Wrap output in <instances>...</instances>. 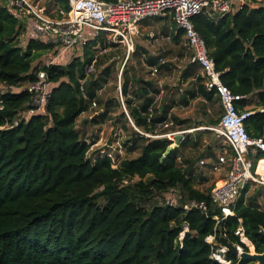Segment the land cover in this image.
<instances>
[{"label": "trees", "instance_id": "16d2710c", "mask_svg": "<svg viewBox=\"0 0 264 264\" xmlns=\"http://www.w3.org/2000/svg\"><path fill=\"white\" fill-rule=\"evenodd\" d=\"M54 1L70 10L67 0ZM256 3L247 0L242 9L216 21L205 12L191 21L221 72V81L244 96L235 102L237 109L253 111L243 121L248 135L264 140V3ZM29 21L0 3V83L7 86L0 92V264H219L210 257L205 238L215 234L218 242L225 235L240 244L234 234L240 225L254 250L264 253L260 232L264 207L255 195L247 196L249 184L234 206V215L215 224L213 216L219 210L211 204L214 185L196 188L190 169L179 163L180 146L167 152L171 140L152 136L169 118L166 110L154 114L159 89L138 72L124 71L121 93L132 123L125 113L122 116L136 131H143L136 132V139L128 144L129 152L139 150V154L117 164L105 155L88 157L90 143L81 137L76 120L90 109L109 73L106 66L100 75L92 73L89 78L86 68L100 64L99 46L105 50L122 44L108 45L101 36L79 46L82 52L65 64L42 63L56 52L55 45L24 38ZM181 36L178 30L172 40L179 42ZM130 57L138 64L158 65L159 73L166 70L163 57L137 43ZM182 68L180 80L201 81L193 92L196 96L207 101L216 97L205 89L196 64L187 62ZM40 70L51 83L44 112L23 115L32 97L26 85L36 80ZM111 103V99L105 102L107 111ZM218 121L212 119L209 125ZM168 127L162 126L165 133ZM254 161L264 181V151H258ZM135 176L138 180L132 182ZM178 188L181 200L207 203L208 215L156 202L143 205ZM184 225L188 230L180 238ZM226 257L230 264H252L239 262L229 251Z\"/></svg>", "mask_w": 264, "mask_h": 264}, {"label": "built area", "instance_id": "2783aa9c", "mask_svg": "<svg viewBox=\"0 0 264 264\" xmlns=\"http://www.w3.org/2000/svg\"><path fill=\"white\" fill-rule=\"evenodd\" d=\"M36 0H0L10 12L20 14L30 20L28 24L30 37L55 45L57 55L83 46L89 40L105 38L106 44L120 43L126 47V57L133 50L132 34L138 33L134 29L138 23L145 19L168 15L175 23L176 28L182 31L185 44L190 50L189 61L196 64L201 70L202 84L207 91H214L220 103L219 121L216 125L206 127L212 130L215 137L224 143L217 160L212 163L211 169L219 171L226 169V174L221 185L215 184L211 194V204L219 212L213 216L215 224L233 216L234 206L241 196L247 184L261 182V175L256 172L254 155L260 150L264 151V140L251 137L245 130L243 121L253 111L245 108L239 111L235 102L244 98L243 95L233 93L220 78L221 72L216 69L213 58L204 39L194 28L191 18L201 12L208 13L216 21L226 13L242 9L247 0H67L70 10L66 12L59 6L52 13H45ZM59 55V56H60ZM50 60V59H49ZM54 61H47L52 63ZM93 64L87 66V76L92 73ZM152 73L157 72V66L151 67ZM85 80V79H84ZM82 80V82H84ZM32 94L30 108L23 115L44 112L51 91V83L45 72H37V78L26 85ZM85 96V95H84ZM95 105V101H92ZM151 111V107L148 109ZM128 120H132L124 107ZM162 126L168 127L172 123L164 121ZM139 131V129H137ZM185 131L165 133L164 136H175ZM147 136L150 134L145 133ZM156 137L157 135H152ZM163 136V135H162ZM173 139V138H172ZM111 157L110 152H103ZM204 161H200L203 164ZM176 189H170L161 195L162 205L180 207L186 211L197 209L208 215L209 207L205 202L196 200H181V195L171 199L170 193ZM175 200V201H173ZM180 238L184 235L187 227L184 225ZM238 236L240 244H235L237 257L245 251L243 245L250 248L249 239L246 237L244 228L240 225L234 232ZM205 241L211 250L210 257L219 264H230L231 260L226 257L227 248L216 241L215 234L208 235ZM252 244V243H251Z\"/></svg>", "mask_w": 264, "mask_h": 264}, {"label": "rangeland", "instance_id": "374dc122", "mask_svg": "<svg viewBox=\"0 0 264 264\" xmlns=\"http://www.w3.org/2000/svg\"><path fill=\"white\" fill-rule=\"evenodd\" d=\"M35 2H38L39 7L43 9L45 13L53 12L54 14L56 9L54 0H36ZM263 3L264 0H257L256 4ZM149 23V28L156 31V33L164 31V27L159 23L157 18L152 19ZM24 38L21 36L22 43L24 42ZM150 42H154V44H149L148 38L146 39V36L143 35L137 44L143 46L150 53L164 58V60L161 61L166 65V70H164L163 73H159V68L157 72L152 73L150 66L145 63L138 64L132 57L125 62V57H122V55H124V47L121 45L105 50L99 46L100 50L97 55L100 64H95L93 66L92 73H94V76L100 75L103 68L108 66L109 75L107 76L106 82H101L102 86L98 87L96 90V97L93 100L96 104H92L88 111L82 113L77 118L76 128L80 132L81 137L85 138V140L90 143L87 154L90 158H94L98 155L104 156L103 152H110L112 160L117 164L122 158L136 157L139 154V150L129 152L128 144L133 139H136V132L138 131L132 127L127 118L122 116V113L125 115L124 107L126 108V105L121 93V84L123 82L124 71H127L128 75H133L138 72L144 79L152 80L153 86L159 89L155 94L153 111L154 114L158 113L157 115H160L162 110L167 111L166 118H169L168 121L173 122L172 126H169L167 129V131H169L168 133L173 129L189 132L185 133V139L180 143V147L178 148V153L180 154L179 163L183 167H186L184 165H188L187 167L190 168L196 188L207 190L212 185L215 186V175L210 177L209 175L211 174H208V170L196 166V163L199 162L202 152L206 150L207 146H220L222 148V144L216 140L217 138L214 132L212 130L203 129L213 126L209 125V121L219 117V102L216 97H214L212 101H207L193 93L196 91L197 84L201 83V81L195 80V82L190 79L186 81L180 80L182 67H184L186 62L184 60L174 59V56L176 53L180 52L182 55H188L187 49H185L182 44L173 46L163 39L157 42ZM81 52V48L75 47L70 56L66 53L62 55L59 54L60 56L54 53L50 57H43L42 63L54 61L55 63L65 64L73 56ZM92 73L88 75L89 78L94 77ZM6 89L7 86L0 83V92ZM129 91H132V88ZM107 99L112 100L111 105L108 107V111L105 108ZM117 103H119V105ZM249 105V107L253 106V100L250 101ZM164 130L162 126L159 127L156 137H164L166 132ZM139 131L143 132L142 129H139ZM171 137L173 138L174 136ZM172 138L167 137V139L171 140L169 146L175 147V140ZM194 142L195 145L193 144ZM203 174L206 176H203ZM137 180L138 177L135 176L131 181L136 182ZM179 194H181V191L178 188L176 191L171 192L169 197L173 199ZM249 195H255L259 206L263 208L264 181L263 183L254 182L250 184L247 192V196ZM155 202L162 203L161 196L145 200L143 205L145 207H150L156 204Z\"/></svg>", "mask_w": 264, "mask_h": 264}, {"label": "crops", "instance_id": "0c3cea01", "mask_svg": "<svg viewBox=\"0 0 264 264\" xmlns=\"http://www.w3.org/2000/svg\"><path fill=\"white\" fill-rule=\"evenodd\" d=\"M54 4L56 6H58V4H57L56 1H54ZM155 18H157L159 20V23L162 24V26L164 27V31H162V32L160 31V33H156V31H154L153 29L149 28V26H150V23L149 22H151L152 19H155ZM134 29H138V33L132 34L133 50H134V44L137 43L143 35H145L146 36V39L148 38V43L151 44V45H153L154 42H150V41L157 42L160 39L165 40L166 42L170 43V45H173V46L182 44L185 47V49H187V54L188 55H182L181 52L180 53H176L175 56H174V59H179L181 61L184 60L186 63L187 62H190L189 61L190 50L188 49V47L185 44L184 37L181 36V39H180L179 42H174L172 40L173 34H177L178 29L175 27L174 23L172 22V19L168 15H163V16H158V17H154V18H150V19H145L142 22L138 23V25L135 26ZM28 31H29V28H27V31L26 32H28ZM23 37L27 38V37H30V36L28 35V33H25V34H23ZM122 46H124V45H122ZM125 49H126V47H125ZM55 50H56L55 54H57L58 53V50L56 49V47H55ZM72 51H73V49L70 50V51H67L65 53L68 56H70V54H72ZM129 55L126 57V52H125L124 55H122V57H125V62L128 60ZM196 69H197V72L199 74H201V70H200V68L197 65H196ZM254 100H255V98L253 99V101ZM219 105H220V103H219ZM171 123H173V122H171ZM170 126H172V125H170ZM180 131H182V130H180V129H173L170 132H180ZM185 132L189 133L188 131H185ZM169 138H172V137H169ZM216 140H218V142L222 144V148H223L224 143L222 141H220L219 139H216ZM180 143L178 144V146H180ZM222 148L220 146L219 147H215V146L214 147H210V145L207 146L206 147V150L202 152V156L200 157L199 162L196 163V166L207 169L208 172H209L208 174H211V175H209L210 177H213V175H215V184H218L219 182H221L222 179H224L225 174H226V169L225 170L222 169V170H219V171H213L211 169L212 163H214L217 160V157L220 154ZM200 161H204V163L202 165H199L200 164ZM258 161L256 162V167H257ZM184 166H186V168H187L188 165H184ZM215 172H217V173H215ZM204 174H203V176H206ZM199 178H200V176H199ZM203 178H207V177H203Z\"/></svg>", "mask_w": 264, "mask_h": 264}, {"label": "water", "instance_id": "95a60500", "mask_svg": "<svg viewBox=\"0 0 264 264\" xmlns=\"http://www.w3.org/2000/svg\"><path fill=\"white\" fill-rule=\"evenodd\" d=\"M208 129V128H203ZM182 134L179 133L173 137L175 140V146H178V144L181 141ZM173 146H168L167 152L172 148ZM260 232L264 235V229H261ZM219 243L222 246H225L229 252H231L234 255H237V249L235 247L234 243H231L225 235H221L219 237ZM238 261H251L252 264H264V253L256 252L255 250L252 251H242L238 255Z\"/></svg>", "mask_w": 264, "mask_h": 264}, {"label": "bare ground", "instance_id": "6f19581e", "mask_svg": "<svg viewBox=\"0 0 264 264\" xmlns=\"http://www.w3.org/2000/svg\"><path fill=\"white\" fill-rule=\"evenodd\" d=\"M222 183H223V180L221 182H219L217 185H221ZM249 245H250V248H252V244L249 243Z\"/></svg>", "mask_w": 264, "mask_h": 264}]
</instances>
